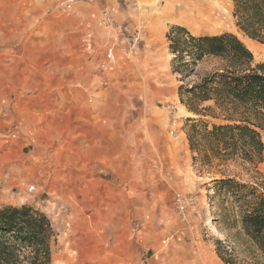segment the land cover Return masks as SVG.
Returning a JSON list of instances; mask_svg holds the SVG:
<instances>
[{
  "label": "rangeland",
  "instance_id": "374dc122",
  "mask_svg": "<svg viewBox=\"0 0 264 264\" xmlns=\"http://www.w3.org/2000/svg\"><path fill=\"white\" fill-rule=\"evenodd\" d=\"M80 1L0 0V207L30 204L52 220V264H226L218 249L234 243L213 182L224 174L249 178L240 164L192 150L194 120H224L199 116L181 100L182 87L221 62L205 59L182 78L167 35L147 40L149 15L129 30L127 10L119 29L114 15V26L106 24L104 8L102 23L83 15ZM219 1L229 24L194 35L232 32L254 65L264 62V43L236 25L232 0ZM179 11L185 22L189 14ZM136 31L141 41L130 53L127 39ZM178 193L196 199L184 224ZM183 225L197 230L185 242L171 228Z\"/></svg>",
  "mask_w": 264,
  "mask_h": 264
},
{
  "label": "trees",
  "instance_id": "16d2710c",
  "mask_svg": "<svg viewBox=\"0 0 264 264\" xmlns=\"http://www.w3.org/2000/svg\"><path fill=\"white\" fill-rule=\"evenodd\" d=\"M236 25L250 38L264 43V0H232ZM172 69L190 77L208 58L221 64L200 81L181 88L182 103L199 116L223 117L210 125L194 120L189 141L208 161L240 164L248 175L214 179L222 222L233 245L219 257L226 264H264V62L234 33L194 35L182 26L167 34ZM206 102L213 104L203 106ZM218 111V112H217ZM52 220L30 204L0 207V264H52L56 240ZM221 247V243L219 244ZM244 254H236V248Z\"/></svg>",
  "mask_w": 264,
  "mask_h": 264
},
{
  "label": "crops",
  "instance_id": "0c3cea01",
  "mask_svg": "<svg viewBox=\"0 0 264 264\" xmlns=\"http://www.w3.org/2000/svg\"><path fill=\"white\" fill-rule=\"evenodd\" d=\"M123 1L124 0H81L76 4V6L79 9V12L83 15L89 16V18L94 20L99 19L100 23H102L101 11L103 8L104 10L108 9L116 17L119 29H122L123 20L125 24H127L129 30L136 28L141 15L147 14L150 17L148 27L150 29L149 33L151 34V36L149 33V35L147 34V40H151L149 37H158L163 33L167 35L168 28L173 25L187 27V29H189V31L193 34H195V31L193 30L195 28L199 30L196 32V34H198L201 30L207 29L205 27H224L220 24V20H213L212 22L208 20L209 15H211L210 13L213 11L209 8V1L216 5L222 3L219 2V0H196L197 2L195 0H184L182 3V0H127L128 2L126 3V7L123 6ZM137 3H141L144 6H150L151 11L147 12L146 10H143L139 13L135 7ZM201 8L203 10H201ZM127 10H130L132 17L128 16L122 20L123 12ZM179 10H183V13L185 12L186 14H189L186 20H184L185 22H183L180 17ZM119 24H121V26ZM188 25L192 30L188 27ZM179 220L182 224H184L181 218ZM174 221L175 224L179 223L177 219ZM171 228H174V232L179 228L174 234L175 238L182 242H185L186 235L197 232V230H195L192 226L186 225H183V227L171 226ZM196 262L198 264H207V262L201 259H196ZM193 263L195 262L192 260V264Z\"/></svg>",
  "mask_w": 264,
  "mask_h": 264
},
{
  "label": "built area",
  "instance_id": "2783aa9c",
  "mask_svg": "<svg viewBox=\"0 0 264 264\" xmlns=\"http://www.w3.org/2000/svg\"><path fill=\"white\" fill-rule=\"evenodd\" d=\"M66 8L70 10L72 8V4L71 3L67 4ZM103 17L107 25H109L110 27L114 26V23H115L114 16L108 9H106L103 12ZM140 41H141V33L139 31L132 33L128 37L127 44H128V50L130 53H133L136 50ZM195 203H196V199L193 195L185 196L182 193L176 194L177 209H178V213L182 221H185V222L188 221L189 214H190V208L191 206L195 205Z\"/></svg>",
  "mask_w": 264,
  "mask_h": 264
},
{
  "label": "bare ground",
  "instance_id": "6f19581e",
  "mask_svg": "<svg viewBox=\"0 0 264 264\" xmlns=\"http://www.w3.org/2000/svg\"><path fill=\"white\" fill-rule=\"evenodd\" d=\"M194 1V0H193ZM192 1V2H193ZM196 1V0H195ZM197 2V1H196ZM220 2V1H219ZM205 4V3H204ZM195 5H196V3H195ZM197 5H198V3H197ZM209 8L210 9H212L213 11H212V13H210L211 15H209V21L210 22H212L213 20L214 21H218V20H220L221 22H220V24L222 25V26H226L227 24H228V19H227V13H229V10H228V8H227V6H226V3L225 2H222V3H219V4H214L213 2H210L209 1ZM201 10H203L202 8H201ZM218 24H219V22H218ZM195 32H198L199 30L197 29V28H195V29H193ZM250 42H253V41H250ZM253 46H255V43L253 44ZM57 70V69H56ZM34 89V88H33ZM42 89H45V88H42ZM36 90V89H35ZM45 95V94H44ZM47 96V95H46ZM45 96V97H46ZM49 99V98H48ZM98 99V98H97ZM73 108V107H72ZM69 109H71V108H69ZM73 110V109H72ZM71 111V110H70ZM65 113V112H64ZM75 114V113H74ZM66 115V114H65ZM42 117V116H41ZM40 117V118H41ZM60 117V116H59ZM68 117V116H67ZM37 118V117H36ZM30 120V119H29ZM66 120V119H65ZM51 123H52V121H51ZM62 125V124H61ZM66 125V124H65ZM69 125V124H68ZM81 126V125H80ZM77 127V126H76ZM55 128V127H54ZM59 128V127H58ZM70 128V127H69ZM60 129V128H59ZM69 130V129H68ZM60 131V130H59Z\"/></svg>",
  "mask_w": 264,
  "mask_h": 264
}]
</instances>
